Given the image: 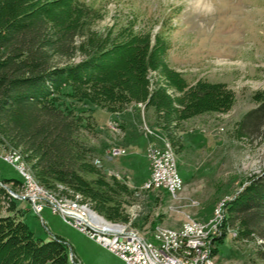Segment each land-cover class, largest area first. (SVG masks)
<instances>
[{
    "label": "rangeland",
    "instance_id": "1",
    "mask_svg": "<svg viewBox=\"0 0 264 264\" xmlns=\"http://www.w3.org/2000/svg\"><path fill=\"white\" fill-rule=\"evenodd\" d=\"M80 1L98 8L100 18L92 24V36L77 39L74 55L68 63L75 64L128 43L124 52L102 58L103 65L116 64L120 70L124 65L117 64L119 57H131L138 50L133 47L135 40L131 35L148 33L150 48L161 44L163 61L173 70L170 78L181 85L178 77L181 75L186 84L177 89L162 72L158 61L147 69L145 100L127 101L115 111H129L133 107L136 110L135 119L129 122L128 138L133 137L137 144L130 147L126 144L123 127L116 121L120 118L118 114L89 100L60 96L61 108L89 116L79 126L78 141L86 149L92 165L108 182L115 181L126 188V191L120 190L118 196L120 214L117 219L99 214L90 201L63 185L49 189L37 184L20 150L0 140V176L21 182L19 185L3 184L6 191L22 197L27 190L18 168L2 158L16 152L20 156L19 168L22 166L42 193L85 206L107 222L136 231L147 241L156 244L159 240L155 236L181 231L196 219L204 226L201 237L205 241L204 249L210 252V264H264L261 240L246 238L239 222L233 227L227 225L228 202L264 172V138L243 136L238 123L245 112L257 105L253 95L264 91V0ZM73 2L75 0H0V12L33 9L52 14ZM166 79H170L169 83ZM199 82L218 84L215 90L223 93L226 106L219 109L209 102L200 112H182L184 100L179 98ZM159 88L165 90L171 106L176 109L170 111L169 130L162 124L163 112L158 113L149 103L154 102L151 93ZM69 90L70 86H64V93ZM109 122L118 125L112 127ZM156 135L167 141L172 149L184 181L178 193L144 188V181L150 174L146 149L153 143L146 148L145 144L147 139L156 140ZM125 145L131 150L130 155ZM114 150L124 153L115 154ZM16 199L20 207L28 210L24 219L35 236L46 240L59 235L66 240L72 264H125L117 255L65 223L50 207L46 206L39 216L26 199ZM221 201L226 202L224 217L217 224L212 220ZM7 214L4 209L0 212V216ZM215 239L217 242L213 244Z\"/></svg>",
    "mask_w": 264,
    "mask_h": 264
},
{
    "label": "trees",
    "instance_id": "2",
    "mask_svg": "<svg viewBox=\"0 0 264 264\" xmlns=\"http://www.w3.org/2000/svg\"><path fill=\"white\" fill-rule=\"evenodd\" d=\"M45 13L33 9L0 12V140L20 150L37 184L49 189L63 185L90 201L99 214L117 219L118 196L126 188L108 182L92 165L78 141L79 126L89 116L61 108L60 96L89 100L115 112L127 101L145 100L150 66L158 61L169 78L173 70L163 61L161 44L150 48L148 33L131 35L138 50L131 57H119L117 64L124 65L120 70L116 64L103 65L102 58L124 52L128 43L70 64L67 61L74 55L77 39L92 36L99 10L75 0L57 13ZM178 77L181 85L169 80L180 90L186 81ZM66 85L70 90L64 93ZM217 85L199 82L183 92L181 111L200 112L209 102L219 109L226 106L223 93L215 90ZM150 98L156 111L163 112L162 124L169 130L170 111H176L172 101L160 88ZM253 99L257 105L244 113L238 122L239 131L249 139L264 138V91L256 92ZM9 182L21 183L0 176V212L4 209L8 213L0 216V264H72L63 237L52 235L45 240L35 236L24 219L28 210L20 207L2 185ZM227 211V225L233 227L239 222L246 238L261 240L264 259V172L228 202Z\"/></svg>",
    "mask_w": 264,
    "mask_h": 264
},
{
    "label": "built area",
    "instance_id": "3",
    "mask_svg": "<svg viewBox=\"0 0 264 264\" xmlns=\"http://www.w3.org/2000/svg\"><path fill=\"white\" fill-rule=\"evenodd\" d=\"M108 125L114 127L117 126L112 122H109ZM150 133L152 132L150 131ZM155 138L158 143L150 144L146 149V158L149 163L150 174L144 182H148L149 185L168 184L173 187V181H181L183 185L184 181L179 175L176 162L171 160L169 152L164 147L161 137L156 135ZM114 153L123 154L124 151H114ZM2 158L16 166L23 178H25L27 194L23 195L22 198L26 199L31 204L37 215L41 216V213L46 206L51 209V205H55L48 201L47 196L35 194L34 187L29 183L28 177L25 175L24 171L18 167V164L14 159L9 158L8 155H4ZM224 203L225 202H220L219 205H223ZM58 214L61 215L65 223L75 227L84 234L85 227H93V223H91V221H86L85 217L76 210L60 208V213ZM215 216H219L220 223L222 216L221 212L215 214ZM193 222L199 223L200 226L203 225L201 221L196 219H193ZM98 230L99 229L95 228V235L86 236L107 249L109 252L117 255L125 264H147V260H155L157 264H175L174 261H170L166 255L159 250L146 245H141L138 240L126 234V231L106 233V237H98ZM172 241L179 245L180 249L186 250L187 252L188 248L192 246V244L184 243L183 240L174 241L172 239ZM191 264H203L202 255L197 256L196 262H192Z\"/></svg>",
    "mask_w": 264,
    "mask_h": 264
},
{
    "label": "bare ground",
    "instance_id": "4",
    "mask_svg": "<svg viewBox=\"0 0 264 264\" xmlns=\"http://www.w3.org/2000/svg\"><path fill=\"white\" fill-rule=\"evenodd\" d=\"M112 127H114V126H112ZM161 140L164 143V147L169 152V156L171 157V160L176 162L169 143L167 141H165L164 139H161ZM114 151H118V150H114ZM8 156H9V158L14 159L18 164L20 156L16 152H13ZM19 163H21V162H19ZM20 168L22 169V166ZM22 171H23V169H22ZM25 175L28 177L29 183L34 187V192L36 195L47 196L48 201H50V203H52V204H55V205H51V210L53 213H60V208H69V209L78 211V213H80L83 217H85L86 221H91V223H93V227H85V235H95V228L99 229L98 230V237H106V233H115V232H120V231H126V234H128L132 238H135L136 240H138V242L141 245H146L148 247H153V249L159 250L161 253H164L170 261H174L175 264H191L192 262H196L197 256H201V255H202L203 264H210L209 263L210 252L208 250L204 249L205 241L201 237L203 232L205 231V230H203L204 226H200L199 223L193 222V219L191 220V222L189 224H187L185 226V228L183 230L178 231V232H172L171 234H164L165 239H164V235L155 236L156 238L158 237V240H159V242L155 244V243H152L151 241L145 240V238L142 235L138 234L136 231H133L131 229H127V227H123V226H120L117 224H113L110 221L109 222L105 221L102 217H99V216L95 215L94 213L90 212L89 210H87L85 208V206H82V205L79 206L77 204H73L72 201L65 200V199H63V197H56V196H53L52 194L47 195V194L42 193L43 191L42 192L40 191L41 188L38 189L34 180H32L28 174H25ZM24 180H25V178H24ZM24 185H25V181H24ZM26 188H27V186H26ZM144 188L145 189L162 188L163 190L164 189L168 190L171 194H175V193H178L183 188V185H182L181 181H173V187L169 186L168 184L149 185L148 182H144ZM174 190H176V191H174ZM26 194H27V190L24 192L23 195H26ZM221 202H224V201H221ZM219 203L216 206L215 214L221 212V214H222L221 220L223 221V219H222V217H224L223 216V209H224L226 202L223 205H219ZM212 222H217V224H218L219 223V216H215L214 219L212 220ZM217 224H215V226ZM209 225H208V227H209ZM202 230H203V232H202ZM213 236H214V234H213ZM169 237H171L174 241L183 240L184 243L192 244V246L188 248V252H187L186 250L180 249L179 245L175 244L172 241V239ZM210 247L211 246H209V248ZM147 264H157V262L155 260H147Z\"/></svg>",
    "mask_w": 264,
    "mask_h": 264
},
{
    "label": "crops",
    "instance_id": "5",
    "mask_svg": "<svg viewBox=\"0 0 264 264\" xmlns=\"http://www.w3.org/2000/svg\"><path fill=\"white\" fill-rule=\"evenodd\" d=\"M113 113H115V114H118V116L120 117L119 118V120H116V121H118L119 122V126L121 125L122 127H123V129H124V133H126L125 135H126V144H128V146L130 147V146H133V145H136L137 144V142H136V140L133 138V137H129L128 138V134H130V129L128 128L129 127V125L131 124V123H129L130 121H131V119H135V115H136V110H135V108L133 107V110L131 109V110H129V111H127V110H123V111H121V112H113ZM128 123V124H127ZM118 125V124H117ZM133 139V140H132ZM130 140H132V141H130ZM149 143H158V141L157 140H155L154 138L152 139V141H150L149 139H147V141H146V144H145V148L147 147V145L149 144ZM126 147V150H127V155H130V153H131V150H130V148L127 146V145H125ZM132 160H130V162H131ZM197 218V217H196ZM203 220V219H202Z\"/></svg>",
    "mask_w": 264,
    "mask_h": 264
},
{
    "label": "water",
    "instance_id": "6",
    "mask_svg": "<svg viewBox=\"0 0 264 264\" xmlns=\"http://www.w3.org/2000/svg\"><path fill=\"white\" fill-rule=\"evenodd\" d=\"M3 187H5V185H3ZM8 193L11 194L12 196L18 198V199H21L22 198L20 195L15 194L13 191L8 190Z\"/></svg>",
    "mask_w": 264,
    "mask_h": 264
}]
</instances>
